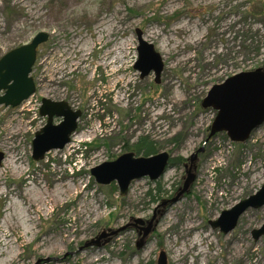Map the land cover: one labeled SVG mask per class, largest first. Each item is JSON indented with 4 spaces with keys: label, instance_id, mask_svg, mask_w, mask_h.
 Instances as JSON below:
<instances>
[{
    "label": "rangeland",
    "instance_id": "obj_1",
    "mask_svg": "<svg viewBox=\"0 0 264 264\" xmlns=\"http://www.w3.org/2000/svg\"><path fill=\"white\" fill-rule=\"evenodd\" d=\"M137 29L162 57L159 83L133 69ZM39 32L49 38L34 95L0 107V264H157L160 253L166 264H264V235L253 237L264 206L226 235L209 224L264 185V120L233 142L210 137L217 111L202 107L212 86L264 72V0H0V57ZM42 99L81 116L63 150L34 161ZM140 137L175 164L124 197L116 182L97 184L90 170L134 153Z\"/></svg>",
    "mask_w": 264,
    "mask_h": 264
},
{
    "label": "water",
    "instance_id": "obj_2",
    "mask_svg": "<svg viewBox=\"0 0 264 264\" xmlns=\"http://www.w3.org/2000/svg\"><path fill=\"white\" fill-rule=\"evenodd\" d=\"M136 37L138 57L133 69L140 72V78L152 72L155 77L154 82L159 83L164 68L162 57L151 43L143 39L139 29L136 30ZM48 38L47 33L39 32L28 44L14 48L0 57V93H2L0 107L16 108L34 94L35 84L33 78L29 76L36 61L37 48L46 43ZM202 107H210L217 111L210 127V137L216 133L225 132L233 142L246 141L251 132L264 120V72L260 69L240 72L212 86L202 101ZM38 113L41 118L46 119V122L35 133L31 142V156L34 161L43 160L50 151L63 150L75 133L81 116L80 110H73L65 101L54 102L48 99L41 100ZM56 120L58 122L54 123ZM202 151L201 148L191 155L190 164ZM169 163L170 156L166 152L148 157L136 156L128 152L114 161L104 162L92 168L90 174L99 185L116 182L119 195L124 197L131 182L142 178H148L154 182L170 169ZM191 168L190 165L189 171ZM193 179L194 176L188 173L178 196L186 191ZM262 206H264V185L254 195L239 201L231 209L223 211L216 221L209 224L213 229H218L226 235L236 227L240 216L247 209ZM137 222L142 224L141 221ZM148 230V228L143 230L144 236L147 235ZM117 233L118 231H115L112 235ZM263 235L264 224L260 229L253 231V237L256 240ZM105 237L106 235L103 234L90 244H98ZM157 264H166L163 253L159 254Z\"/></svg>",
    "mask_w": 264,
    "mask_h": 264
},
{
    "label": "trees",
    "instance_id": "obj_3",
    "mask_svg": "<svg viewBox=\"0 0 264 264\" xmlns=\"http://www.w3.org/2000/svg\"><path fill=\"white\" fill-rule=\"evenodd\" d=\"M258 51V49H257ZM261 66H264V64H261ZM157 144L149 139L148 137H140L131 147V150L137 155V156H143L148 157L151 155H154L157 153ZM174 160H170V166H173L175 164ZM150 194V193H149Z\"/></svg>",
    "mask_w": 264,
    "mask_h": 264
},
{
    "label": "bare ground",
    "instance_id": "obj_4",
    "mask_svg": "<svg viewBox=\"0 0 264 264\" xmlns=\"http://www.w3.org/2000/svg\"><path fill=\"white\" fill-rule=\"evenodd\" d=\"M112 64V62H111ZM112 72V71H111ZM40 190V193H41V196H45V194L42 193L41 189L38 188ZM55 199V198H54ZM50 202V201H49ZM28 205V204H27ZM31 220V219H30ZM29 222V221H28ZM31 222V221H30ZM29 222V223H30ZM183 231H185L186 234L188 233H194L195 231L198 230V228L194 225V224H190V225H186V226H183ZM26 230V229H25ZM28 231V230H27ZM182 231V230H181ZM184 233V234H185ZM189 235V234H188ZM25 236V235H24ZM189 237V236H188ZM40 242V241H39Z\"/></svg>",
    "mask_w": 264,
    "mask_h": 264
},
{
    "label": "flooded vegetation",
    "instance_id": "obj_5",
    "mask_svg": "<svg viewBox=\"0 0 264 264\" xmlns=\"http://www.w3.org/2000/svg\"><path fill=\"white\" fill-rule=\"evenodd\" d=\"M39 47H40V46H39ZM39 47H38V48H39ZM37 52H38V49H37ZM36 59H37V54H36ZM35 62H36V61H35ZM35 90H36V85H35Z\"/></svg>",
    "mask_w": 264,
    "mask_h": 264
}]
</instances>
